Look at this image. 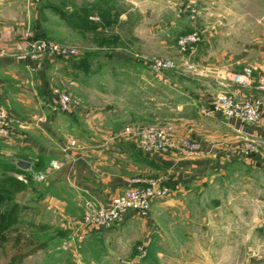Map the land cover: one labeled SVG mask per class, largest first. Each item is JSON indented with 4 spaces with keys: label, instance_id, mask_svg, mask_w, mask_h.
I'll return each mask as SVG.
<instances>
[{
    "label": "crops",
    "instance_id": "obj_1",
    "mask_svg": "<svg viewBox=\"0 0 264 264\" xmlns=\"http://www.w3.org/2000/svg\"><path fill=\"white\" fill-rule=\"evenodd\" d=\"M126 1L133 10L173 9L180 1L226 10V17L217 13L210 23L227 26V39L233 47L220 50L216 62L211 67H200L198 73L211 72L216 77L227 78L222 83V91L237 99L264 94V0H242V4L241 0ZM253 8L261 12L253 15ZM26 14L27 0H0V49L11 51L13 44L28 31ZM31 34L36 35L35 31ZM236 43L241 45L238 47ZM246 65L253 67L250 84L235 83L234 72ZM49 87L45 66H37L33 60H17L9 54L0 56V107L5 109L10 125L9 135L0 137V158L16 166L19 160L26 162L21 170L30 177L43 174L45 189L38 200L41 206L70 219L80 217L85 200L105 205L114 195L136 185L138 178L162 176L169 194L152 201L149 208L151 212L161 208L163 218L167 219L162 232V249L167 252L158 259V264H238L241 251L244 252L243 264L251 261V251L255 248L252 241L240 243L230 237L220 241L219 234L251 235L253 231L258 234L264 219V199H253L244 189L229 192L223 199L217 194L208 196L205 188L219 187V179L226 176L231 179L229 187L253 179L264 185V111L258 122L243 123L222 114L217 107V96L198 93L191 98L190 106L194 111L172 124L176 137H187L199 143L195 154L188 155L176 148L164 153L138 151L139 154H134L122 147L133 145L130 136L106 130L102 131L104 135L91 132L93 119L87 117V112L82 114V107H73L64 113L55 110ZM81 115L87 129L78 133L76 118ZM95 117L106 123L105 117ZM95 137L97 141L92 139ZM244 139L256 141L259 150L249 156L242 155L240 145ZM70 140L76 145L69 146ZM50 160L59 164L57 169L49 168ZM3 173H10L5 166L0 168V175ZM207 198L219 204L201 211ZM220 201L227 202L226 212L220 209L223 205ZM137 216L128 212L122 218ZM110 227L76 226L68 233L82 238L103 231L114 232ZM121 229L118 227L116 231ZM87 243L82 245L85 247ZM159 247L156 243L152 245L153 250ZM72 254L76 255L74 251ZM133 260L129 259L126 264H132ZM47 261L61 264L53 258H39L38 264H48Z\"/></svg>",
    "mask_w": 264,
    "mask_h": 264
},
{
    "label": "rangeland",
    "instance_id": "obj_2",
    "mask_svg": "<svg viewBox=\"0 0 264 264\" xmlns=\"http://www.w3.org/2000/svg\"><path fill=\"white\" fill-rule=\"evenodd\" d=\"M186 3L197 10L193 18L182 10ZM99 11H105L108 23L99 19ZM260 12L256 8L251 11L253 15ZM84 13L97 20L88 16L90 22L83 18ZM217 13L227 16L226 10L188 1L177 2L173 9L133 10L126 0H27L28 31L18 40L43 38L75 50L74 55L66 58L45 57L38 66H45L51 94L56 90L68 95L75 102L74 108L82 107V114L87 112V117H92L91 132L104 135L102 131L106 130L126 135L124 127L168 126L174 135L172 124L182 115L194 111L190 105L195 94H212L217 96L216 101L220 96H230L238 101H255L264 96L237 99L222 91V83L227 78L216 77L211 72L198 73L200 67H211L216 62L220 50L233 47L227 39V26L210 23ZM193 30L198 33L197 42L192 49L180 52L176 39ZM33 31L36 35L31 34ZM154 58L168 59L172 67L154 70L151 66ZM246 67L251 69L252 76L253 67L246 65L241 71L234 72L235 83L238 82L234 76L243 73ZM251 76L247 83L239 84H250ZM96 115L105 117L106 123L98 120ZM84 119L82 115L76 118V132L87 129ZM245 140L252 139H244L241 144ZM132 144L133 147L126 144L122 147L134 154L143 153L134 142ZM31 178L30 182L26 181V190L19 194L20 197H13L17 203L14 220L5 230L0 228V264H38L39 258L58 259L61 264H126L129 259H134L132 264H158V259L167 252L162 249L163 225L167 219L163 218L161 208L148 211L146 217H121L117 226L110 227L114 232L106 229L109 231L79 238L80 235H71L68 231H74L76 226L87 227L82 223V214L70 219L65 214L45 209L38 202L45 189L44 181ZM149 178L163 179L162 176H144L138 180ZM230 180L227 176L219 179V187L209 185L205 188L206 194L223 198L229 192L244 189L253 199H264V185L259 181L253 179L229 187ZM213 202L207 198L201 211L219 204ZM221 203L220 209L226 212L227 202ZM252 206L256 208L254 202ZM118 227L122 229L116 231ZM254 232L251 235L222 233L219 239L226 241L230 237L240 243L252 241L256 249L253 248L251 261L246 264H264V234L261 229V233ZM85 241L89 243L84 247ZM154 243L160 247L153 250ZM140 249H143V255L139 253ZM243 257L241 251L238 264H243Z\"/></svg>",
    "mask_w": 264,
    "mask_h": 264
},
{
    "label": "built area",
    "instance_id": "obj_3",
    "mask_svg": "<svg viewBox=\"0 0 264 264\" xmlns=\"http://www.w3.org/2000/svg\"><path fill=\"white\" fill-rule=\"evenodd\" d=\"M182 10L187 12L189 17L193 18L197 13L194 5L186 3ZM92 20L97 17L89 16ZM24 34L23 36H25ZM198 40V33L193 30L189 33L179 36L176 39V46L180 52L192 49ZM76 52L73 48L59 45L43 38L25 39L16 41L11 51L0 49V56L9 54L17 60H33L37 66L45 57H69ZM151 66L154 70L167 69L172 67V62L168 59L154 58L151 60ZM251 69L246 67L243 73L236 74L234 80L245 84L251 76ZM53 106L60 112H68L75 102L68 95L53 91ZM217 107L226 117L238 118L243 123H256L260 119L261 112L264 110V96L255 101H238L230 96L218 97ZM9 120L6 112L0 108V137L6 138L9 135ZM123 133L130 136L136 147L143 153L167 152L169 149L176 148L184 151L188 155H193L199 148V143L193 139L175 137L170 127L140 126L124 127ZM74 140L69 141V146H75ZM242 155L249 156L258 151V145L252 140H245L240 145ZM59 164L49 161V168L57 169ZM16 179L25 182L21 174L15 175ZM37 179H43V175L38 173ZM136 185L124 189L114 195L107 204H94L89 200L83 202L84 212L82 214V223L87 227L107 228L117 223L120 218L128 212H134L140 217H146L152 201L162 199L169 194V187L161 178L139 179L135 181ZM261 232L264 234V220L260 225ZM143 255V249L139 250Z\"/></svg>",
    "mask_w": 264,
    "mask_h": 264
},
{
    "label": "trees",
    "instance_id": "obj_4",
    "mask_svg": "<svg viewBox=\"0 0 264 264\" xmlns=\"http://www.w3.org/2000/svg\"><path fill=\"white\" fill-rule=\"evenodd\" d=\"M105 11H102V13L99 11V14L101 16L102 21L106 24L107 19L105 18L104 15ZM83 16L85 19L91 20L88 18L90 14H86ZM2 166H5L6 169L10 172L8 173H3L0 175V228L2 230H5V228H8V226L12 223L15 217V209L17 208V203L14 201V196L24 190L26 188V182L19 181L16 179L14 174H23L25 177V180L27 182H30V175L29 173L27 174L25 171H22L19 169L14 163L5 161L4 159L0 158V168ZM14 173V174H13ZM14 197V198H13Z\"/></svg>",
    "mask_w": 264,
    "mask_h": 264
},
{
    "label": "water",
    "instance_id": "obj_5",
    "mask_svg": "<svg viewBox=\"0 0 264 264\" xmlns=\"http://www.w3.org/2000/svg\"><path fill=\"white\" fill-rule=\"evenodd\" d=\"M17 166L20 168V169H24V167L26 166V162L22 161V160H19L17 161Z\"/></svg>",
    "mask_w": 264,
    "mask_h": 264
}]
</instances>
